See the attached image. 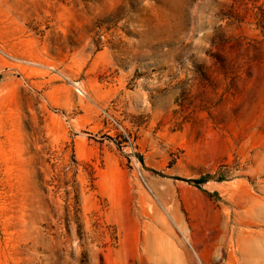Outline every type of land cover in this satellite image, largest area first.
Here are the masks:
<instances>
[{
    "label": "rangeland",
    "instance_id": "1",
    "mask_svg": "<svg viewBox=\"0 0 264 264\" xmlns=\"http://www.w3.org/2000/svg\"><path fill=\"white\" fill-rule=\"evenodd\" d=\"M0 264H264V0H0Z\"/></svg>",
    "mask_w": 264,
    "mask_h": 264
},
{
    "label": "trees",
    "instance_id": "2",
    "mask_svg": "<svg viewBox=\"0 0 264 264\" xmlns=\"http://www.w3.org/2000/svg\"><path fill=\"white\" fill-rule=\"evenodd\" d=\"M195 183H196L197 185H200V184H201V182H200V181H195Z\"/></svg>",
    "mask_w": 264,
    "mask_h": 264
}]
</instances>
